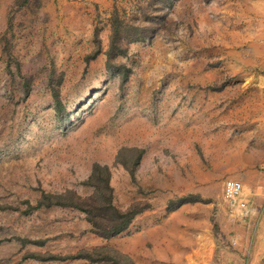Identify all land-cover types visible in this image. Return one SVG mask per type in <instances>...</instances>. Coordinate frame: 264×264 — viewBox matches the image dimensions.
Returning <instances> with one entry per match:
<instances>
[{"label":"rangeland","instance_id":"obj_1","mask_svg":"<svg viewBox=\"0 0 264 264\" xmlns=\"http://www.w3.org/2000/svg\"><path fill=\"white\" fill-rule=\"evenodd\" d=\"M114 7L125 80L106 69ZM261 152L264 0H0V264H99L51 255L102 245L145 264L134 220L105 238L75 206L37 205L90 193L94 161L119 208H148L205 204Z\"/></svg>","mask_w":264,"mask_h":264},{"label":"crops","instance_id":"obj_2","mask_svg":"<svg viewBox=\"0 0 264 264\" xmlns=\"http://www.w3.org/2000/svg\"><path fill=\"white\" fill-rule=\"evenodd\" d=\"M238 162L242 164L238 170L225 166L217 177L242 181V196L249 207L245 218L230 212L222 194L223 183L205 204L185 200L167 209L165 199L154 202L132 220V226L139 228L131 233L129 254L136 258L134 253L144 251L145 264H264V169L258 168L264 164V152L247 154ZM198 191L201 196H210L203 188ZM167 223L171 236L167 235ZM145 228L148 231L142 237ZM133 236L136 241L145 240L140 250Z\"/></svg>","mask_w":264,"mask_h":264},{"label":"trees","instance_id":"obj_3","mask_svg":"<svg viewBox=\"0 0 264 264\" xmlns=\"http://www.w3.org/2000/svg\"><path fill=\"white\" fill-rule=\"evenodd\" d=\"M112 13V36L110 44L106 50V69L110 74H120L122 80H125L130 72V67L123 61H115L114 58L120 48L119 42L121 41L122 36L119 34L124 30L127 22L119 19L120 16L116 7H114ZM120 51H122V48ZM135 150L137 151V158L134 162L137 163L141 149ZM123 163L125 166H130L129 163L125 161ZM110 177L111 172L109 166L106 163L94 161L88 177L83 181V183L91 186L90 193L80 195L70 188H66L64 191L57 193L43 191L37 199V205L56 203L75 206L86 213V217L91 223V231L108 238L125 231L136 214L149 206V204H145L137 207L134 203L127 208H119L113 201ZM183 201H185V199H182L175 204H171V200H169L170 203L168 202L167 209H173ZM51 256H84L91 261L98 262L99 264H135L127 254L107 245L97 246L91 250L82 249L74 254ZM121 260H123V262Z\"/></svg>","mask_w":264,"mask_h":264},{"label":"built area","instance_id":"obj_4","mask_svg":"<svg viewBox=\"0 0 264 264\" xmlns=\"http://www.w3.org/2000/svg\"><path fill=\"white\" fill-rule=\"evenodd\" d=\"M222 194L231 213L245 218L249 213L246 199L242 196V181L237 178H227L223 182ZM235 241H232L234 244Z\"/></svg>","mask_w":264,"mask_h":264}]
</instances>
